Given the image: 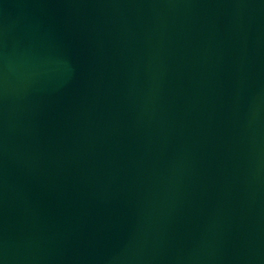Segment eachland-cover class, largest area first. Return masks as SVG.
Masks as SVG:
<instances>
[{
  "label": "water",
  "instance_id": "obj_1",
  "mask_svg": "<svg viewBox=\"0 0 264 264\" xmlns=\"http://www.w3.org/2000/svg\"><path fill=\"white\" fill-rule=\"evenodd\" d=\"M0 264H264V0H0Z\"/></svg>",
  "mask_w": 264,
  "mask_h": 264
}]
</instances>
